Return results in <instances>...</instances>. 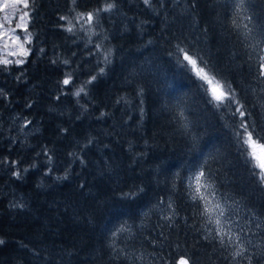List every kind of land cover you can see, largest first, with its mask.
I'll return each mask as SVG.
<instances>
[{"label": "trees", "instance_id": "obj_1", "mask_svg": "<svg viewBox=\"0 0 264 264\" xmlns=\"http://www.w3.org/2000/svg\"><path fill=\"white\" fill-rule=\"evenodd\" d=\"M226 3L195 0L193 7L192 0H164L161 7L153 0L150 8L143 0H118L117 10L103 14L97 28L108 37L112 63L99 65L105 73L89 85L87 97H75L70 93L99 72L90 52L100 41L92 36L89 44L79 25L74 34L59 27L66 24L60 16L74 15L70 0H36L25 64L0 65V160L7 161L0 164V264H130L114 258L109 247L108 229L123 221L133 226V238L121 237L117 245L144 253L143 264L161 250L166 259L187 253L197 264H227L197 232L196 210L175 174L184 177L193 165L215 157L209 163L217 185L237 202L242 218L247 209L264 213V188L237 155L230 110L205 103L167 55L177 40L198 42L234 81L242 101L256 103L246 91L244 51L225 27ZM252 4L264 18V0ZM98 6V0H79L77 11ZM68 72L75 87L61 83ZM174 97L191 109L195 145L162 111L163 100ZM89 139L93 143L85 148ZM17 168L19 178L12 175ZM139 188L137 197L122 198ZM161 197L171 198L179 213L172 226L163 219L167 209L156 207Z\"/></svg>", "mask_w": 264, "mask_h": 264}, {"label": "snow or ice", "instance_id": "obj_2", "mask_svg": "<svg viewBox=\"0 0 264 264\" xmlns=\"http://www.w3.org/2000/svg\"><path fill=\"white\" fill-rule=\"evenodd\" d=\"M161 7L164 6V0H159ZM72 7L70 12L74 13L71 17L68 15L60 16L61 24L59 27L65 28L69 33H75L77 25L79 28L88 33V43L92 44V36H96L100 41L93 45V51L90 55L95 56L97 66L103 64L105 67L112 63V48L108 47L104 41L108 37L103 32H97V28L101 27V17L103 14H110L117 10L118 0H98V7L86 11H77L79 0H70ZM147 7H153V0H143ZM36 0H5L0 6V10L12 8L13 14L19 11L18 19L23 23H17L15 28H20L25 34V38L21 40L16 35L12 40V44L16 46V50L8 51L7 55L0 58V65H23L31 52L33 34L28 31V24L33 19L35 12ZM17 5L20 6L17 9ZM192 6H195V0H192ZM226 8V30L235 35L237 42L241 45L245 64L247 66L250 83L246 91L257 98L256 103L251 106L240 98L237 88L234 87V81L228 79L218 63L213 60L211 53L199 48L197 43L187 40H177L167 52L168 57L174 63L176 69L187 76L196 85L198 92L204 98L205 103L212 105L216 109H228L234 123L231 125L232 135L235 141L236 152L239 157L243 158L244 164L250 174V177L258 186L264 188V18H261L253 11L254 5L252 0H227ZM5 20H8L7 14ZM11 22V21H9ZM2 27V25H0ZM15 28L12 29L15 32ZM151 43V41H149ZM168 43L171 44V41ZM9 45L4 44V50ZM43 52V49H40ZM75 55V54H73ZM20 57L17 59H9L8 57ZM207 57V58H206ZM56 61L54 60L53 63ZM65 65H69V60H64ZM105 67H99L97 75H92L89 79L83 81L74 92L70 94L80 97L83 94L88 96V87L97 80V76L105 73ZM150 70V69H149ZM143 72L144 69H141ZM62 85L68 86L73 84V73L68 72L62 80ZM144 89L140 88V95ZM0 95H5L0 89ZM171 94L169 93V96ZM60 99L59 96L56 97ZM79 102V101H78ZM119 103V101H117ZM143 103V101H141ZM257 106L260 111L257 112ZM162 111L171 115L170 124H173L176 131L184 137L190 138L195 145L198 142V134L194 131L196 122L189 118L190 107L181 98L174 97L172 99H164L161 105ZM141 113L143 109L141 108ZM254 113L258 119H254ZM105 113H101L103 117ZM239 117V119H235ZM31 123L25 121V125ZM67 131V130H65ZM91 139L84 145L86 148L92 144ZM47 155V150H45ZM74 156V153H69ZM203 155V154H201ZM218 155V154H217ZM80 159L81 164L84 163ZM49 163L52 157L47 155ZM209 159L215 160V157L203 159L197 166L193 165L189 169V174L180 177L179 173L175 177L184 185V192L187 199L192 202L195 208L194 219L199 222L197 232L201 234V238L208 241L210 245L217 248L220 256L227 264H264V213H257L252 209H247L246 217L239 216V207L237 202L227 193L220 191L217 185L216 174L210 166ZM7 161L0 160V164ZM12 166H16L18 161L8 162ZM35 167V165H31ZM27 171V169H23ZM52 169L49 168V172ZM67 172L63 178H67ZM17 178L21 175V170L17 168L12 172ZM61 179V177H57ZM83 187V185H81ZM175 189V183H173ZM143 192V188L135 191L122 193V198L132 199ZM174 201L171 198H160L157 208H166L168 215L163 219L169 226L174 225V218L179 215L173 206ZM13 207H23V204H13ZM187 222V217L184 218ZM110 233L109 247L116 259L123 258L130 264H143L145 261L144 253H136L134 250L129 252L125 248L117 245V239L124 237L125 241L133 238V226L123 221L118 225L114 224L108 229ZM163 236V233H160ZM4 241L0 239V244ZM179 248V245H177ZM149 264H197L195 257H188L187 253L181 255L178 260L166 259L162 250L161 254H152Z\"/></svg>", "mask_w": 264, "mask_h": 264}, {"label": "rangeland", "instance_id": "obj_3", "mask_svg": "<svg viewBox=\"0 0 264 264\" xmlns=\"http://www.w3.org/2000/svg\"><path fill=\"white\" fill-rule=\"evenodd\" d=\"M5 0H0V6L4 4ZM20 6L17 5V9H19ZM7 14L8 20H5V15ZM22 14L19 11H17L16 14H13V10L11 7L0 10V58H3V56L7 55L8 51H14L16 50V46L12 44V40L16 35H19L21 37V40L25 38V34L22 29L15 28L17 23H23L19 21L18 17ZM11 21V22H9ZM15 28V32L12 31V29ZM7 43L9 45L8 49L4 50V44ZM27 47V45H25ZM9 59H17L20 57H12L9 56Z\"/></svg>", "mask_w": 264, "mask_h": 264}]
</instances>
